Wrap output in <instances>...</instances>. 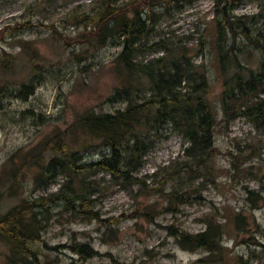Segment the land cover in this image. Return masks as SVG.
I'll return each instance as SVG.
<instances>
[{"label": "rangeland", "instance_id": "374dc122", "mask_svg": "<svg viewBox=\"0 0 264 264\" xmlns=\"http://www.w3.org/2000/svg\"><path fill=\"white\" fill-rule=\"evenodd\" d=\"M150 1L157 2L144 5L143 11L150 14L151 39L163 37L184 46L193 63L203 64L209 79L206 96L217 105L222 76L206 42L214 28V0ZM257 1L238 0L232 11L256 13L260 24ZM99 2L0 0V211L21 197L44 195L68 180L61 172L45 187L34 185L37 165L32 162L48 159L53 135L76 149L80 160L107 151L77 121L89 110L125 106L122 99L109 100L123 85L113 61L119 45L77 40L86 30L81 15L94 14ZM249 51L242 61L253 66L258 54ZM216 120L214 151L199 173L185 167L191 162L182 151L187 141L164 130L142 156L133 173L137 180L116 181L103 171L86 176L93 185L89 195L93 209L113 222L76 217L53 206L40 241L33 243L40 260L81 263L67 247L80 242L98 251L84 264H264V201L256 200L252 207L253 194L247 192L264 197V132L241 115ZM24 156L29 163L19 167L17 180L11 183L7 169L18 166ZM173 191L176 196L170 195ZM185 195L190 201L180 202ZM206 221L221 224V260L204 258L205 251L199 248H181L165 228L172 224L195 232ZM5 249L0 239V264ZM197 257L205 260L194 263Z\"/></svg>", "mask_w": 264, "mask_h": 264}, {"label": "trees", "instance_id": "16d2710c", "mask_svg": "<svg viewBox=\"0 0 264 264\" xmlns=\"http://www.w3.org/2000/svg\"><path fill=\"white\" fill-rule=\"evenodd\" d=\"M156 2L100 0L94 14L81 15L86 30L78 42L119 45L113 61L117 74L123 75V85L114 89L109 100L122 99L125 106L113 111L89 110L77 119L107 149L99 157L80 160L76 149L55 134L48 159L43 163L34 159L32 164L37 169L32 178L36 187L47 186L61 172L67 174L68 180L59 182L53 191L44 195L21 197L0 211V239L6 245L1 264H44L33 243L40 241L53 206L60 205L76 217L113 222L112 217H100L93 209L89 197L92 183L86 176L103 171L116 181L137 180L133 173L162 131L176 133L187 141L182 151L191 162L185 167L197 173L205 168L213 154L216 118L228 121L241 115L264 132V0L257 1L260 24H256V13L232 11L238 0L213 2L214 28L206 42L214 50L222 76L217 105L211 104L206 96L209 79L204 65L193 63L184 46L178 47L163 37L151 39L150 14L143 7ZM160 49L163 50L160 54L146 56ZM249 50L258 54L253 66L242 61ZM25 163H29L26 156L18 166L7 169L11 183L17 180L19 167ZM247 192L253 194L252 207L256 200L264 201L258 193L249 189ZM2 193L0 188V196ZM176 193L173 191L170 195L176 196ZM189 199L185 195L179 201L189 202ZM165 228L181 248H199L205 251L204 258L222 259L220 223L206 221L205 227L195 232L172 224ZM67 247L82 261L77 264L98 255L86 243L73 242ZM204 260L197 257L194 263Z\"/></svg>", "mask_w": 264, "mask_h": 264}]
</instances>
